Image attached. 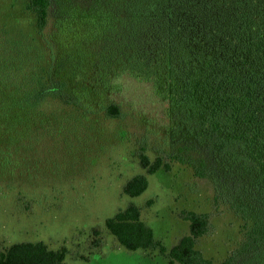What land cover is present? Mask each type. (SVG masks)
I'll list each match as a JSON object with an SVG mask.
<instances>
[{
	"label": "trees",
	"instance_id": "16d2710c",
	"mask_svg": "<svg viewBox=\"0 0 264 264\" xmlns=\"http://www.w3.org/2000/svg\"><path fill=\"white\" fill-rule=\"evenodd\" d=\"M23 2L39 33L54 17L53 35L68 50L58 70L98 72L103 83L128 72L150 81L169 102L179 144L155 159L141 149L146 172L130 176L123 192L139 196L149 187L148 174L169 171L174 161L187 164L196 176L212 179L217 203L243 219L244 238L215 262L197 246L214 231L211 213L182 209L189 231L168 247L135 202L107 217V230L127 249H158L167 264H264V0ZM67 82L43 85L33 97L79 102ZM104 109L122 115L115 102ZM68 253L67 246L44 240L15 241L0 249V264H68Z\"/></svg>",
	"mask_w": 264,
	"mask_h": 264
},
{
	"label": "rangeland",
	"instance_id": "374dc122",
	"mask_svg": "<svg viewBox=\"0 0 264 264\" xmlns=\"http://www.w3.org/2000/svg\"><path fill=\"white\" fill-rule=\"evenodd\" d=\"M57 29L52 16L37 32L23 0H0V249L44 240L67 246L68 264H167L158 249H127L105 227L107 217L135 202L168 247L189 231L182 209L211 213L214 231L197 246L215 262L223 260L244 238L243 219L217 203L212 179L174 161L171 170L148 174L141 195L123 192L130 176L146 172L141 149L155 159L179 144L169 102L150 81L128 72L103 83L98 72L58 70L68 50L53 35ZM63 80L79 102L33 97L41 86ZM112 102L121 116L106 114Z\"/></svg>",
	"mask_w": 264,
	"mask_h": 264
}]
</instances>
